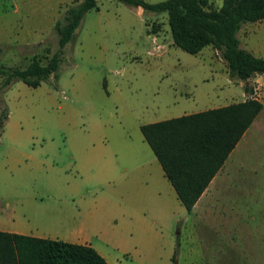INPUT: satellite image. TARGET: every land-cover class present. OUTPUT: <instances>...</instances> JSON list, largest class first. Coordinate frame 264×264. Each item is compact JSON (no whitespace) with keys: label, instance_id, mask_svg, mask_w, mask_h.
I'll return each mask as SVG.
<instances>
[{"label":"rangeland","instance_id":"1","mask_svg":"<svg viewBox=\"0 0 264 264\" xmlns=\"http://www.w3.org/2000/svg\"><path fill=\"white\" fill-rule=\"evenodd\" d=\"M54 1L0 0L1 64L24 68L58 49L55 20L73 2L62 0V12ZM209 2L218 8L222 0ZM97 7L65 46L57 78L35 88L18 80L1 94L2 215L33 236L86 242L109 264H264V111L209 196L212 214L228 217L223 237L186 211L140 126L239 101L244 83L213 49L190 54L174 45L165 13L119 0ZM246 25L241 46L264 57V19ZM152 35L159 53H149ZM250 86L264 103V74ZM91 150L110 152L111 179L103 161L88 169Z\"/></svg>","mask_w":264,"mask_h":264},{"label":"trees","instance_id":"2","mask_svg":"<svg viewBox=\"0 0 264 264\" xmlns=\"http://www.w3.org/2000/svg\"><path fill=\"white\" fill-rule=\"evenodd\" d=\"M119 1L144 12L165 13L174 45L190 54L210 46L226 63L230 78L244 83L248 97L242 101L140 126L164 176L190 213L263 108V103L252 97L250 79L264 74V57L243 48L237 34L242 25L264 19V0H222L218 8L209 0ZM93 9H98L97 0H73L63 19L55 22V52L43 58L34 55L24 68L0 63V98L15 81L35 88L50 76L57 78L65 46L75 38L85 13ZM7 117L3 108L0 131ZM0 264L109 263L90 245L0 230Z\"/></svg>","mask_w":264,"mask_h":264},{"label":"crops","instance_id":"3","mask_svg":"<svg viewBox=\"0 0 264 264\" xmlns=\"http://www.w3.org/2000/svg\"><path fill=\"white\" fill-rule=\"evenodd\" d=\"M62 0H55L52 7H53V10L57 9L58 8V11L59 9H62V12H63V3L61 2ZM73 2V0H69V4ZM140 10H142V8L140 7ZM61 12V11H60ZM61 12V13H62ZM61 13L58 12V14L60 15ZM58 14L56 16H58ZM59 17V16H58ZM58 19V18H57ZM57 19L55 20V22L57 21ZM260 21H256V22H251L250 24H258ZM55 25V24H54ZM242 26H245V27H241L242 28H246L247 32L250 31V28L251 26L249 25H242ZM240 29V30H241ZM252 29V28H251ZM240 30L238 32V34L240 33ZM237 34V35H238ZM239 37V36H238ZM240 39V38H239ZM241 40V39H240ZM33 45L35 44H38V45H41L42 43H32ZM213 48H211L210 46H207L205 48H203L199 53L200 54H203V55H206V54H209V52L212 50ZM214 50V49H213ZM214 52L217 53L216 50H214ZM263 75V74H262ZM244 89V87H243ZM245 96H246V93L245 91H243V94H242V99L239 100V101H242L245 99ZM233 102H238V101H233ZM233 102H229L230 103H233ZM264 104V103H263ZM228 105V104H226ZM264 111V105H263V108L261 109L260 113L257 115V117L255 118V120L253 121V123L251 124V126H253L256 122V119L259 118V116H261L262 112ZM264 118L260 119L258 121V124L259 125H264ZM250 128V127H249ZM249 128L247 129V131L245 132V134L242 136V138L240 139V141L237 143V145L235 146V148L238 146V144L241 142V140L244 138V136H246V134L248 133V130ZM234 148V149H235ZM234 149L231 151V153L229 154V156L232 154V152L234 151ZM110 152H108L106 154V151L105 152H101V151H98V150H91V152L87 155H85V158L83 157V161L85 162V164L87 165L88 169L91 168L92 165H96V164H100L102 161L104 162L105 164V174L109 176V179H111V173H110V170L114 169L116 170V168L113 166V160H112V157L110 155ZM228 156V157H229ZM225 163V162H224ZM224 166V164H223ZM221 167V169L217 172V174L214 176V178L211 180V182L209 183V185L207 186V188L205 189V191L202 193V195L200 196V198L198 199V201L196 202V204L194 205L193 209L191 210L190 213H192L194 210H196V213L199 214V216L201 217V219L203 220L204 223H208L209 224V227L212 226L213 229H217L218 232H221L223 237H224V233H227L226 232V226H227V222H228V217L226 216L225 213L222 214H218L216 216H214L212 214V211L214 208V203L216 200H214L211 204L210 207L207 206V204L209 203V196L212 195L215 191L218 190L219 187H221V178H222V172L221 170L224 168V167ZM162 169V168H161ZM163 171V170H162ZM164 174V173H163ZM167 179V178H166ZM113 181V180H111ZM175 191V190H174ZM206 198V199H205ZM3 211L0 210V230L1 231H6V232H12V233H20V234H26V235H30L22 230H18L17 227H19L20 225L18 223L15 222L14 219H10L6 216H3L2 215ZM202 215H204L202 217ZM238 218V217H237ZM237 218L235 220V227H239L238 223L236 222L237 221ZM243 227V226H242ZM207 231V230H205ZM33 236V235H31ZM37 237V236H36ZM44 238V237H43ZM50 239H53V238H50ZM57 240H60V239H57ZM62 241H65V240H62ZM66 242H71V243H77V244H86V245H90L86 242H79V241H75V240H70V241H66ZM91 246V245H90ZM94 248V247H93ZM97 251V250H96ZM98 252V251H97ZM99 253V252H98ZM100 254V253H99ZM101 255V254H100ZM102 256V255H101ZM107 261V260H106Z\"/></svg>","mask_w":264,"mask_h":264},{"label":"built area","instance_id":"4","mask_svg":"<svg viewBox=\"0 0 264 264\" xmlns=\"http://www.w3.org/2000/svg\"><path fill=\"white\" fill-rule=\"evenodd\" d=\"M163 50V44L158 42V38L152 35V47L149 50L150 54L159 53ZM255 90L253 89L252 97H254ZM256 98V97H254ZM257 99V98H256Z\"/></svg>","mask_w":264,"mask_h":264}]
</instances>
